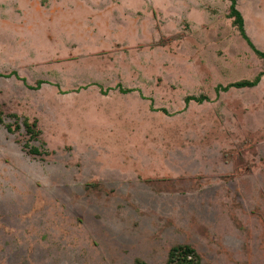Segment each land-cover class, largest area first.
<instances>
[{"label": "rangeland", "instance_id": "1", "mask_svg": "<svg viewBox=\"0 0 264 264\" xmlns=\"http://www.w3.org/2000/svg\"><path fill=\"white\" fill-rule=\"evenodd\" d=\"M230 4L0 0V264H264V76L218 89L264 59Z\"/></svg>", "mask_w": 264, "mask_h": 264}, {"label": "trees", "instance_id": "2", "mask_svg": "<svg viewBox=\"0 0 264 264\" xmlns=\"http://www.w3.org/2000/svg\"><path fill=\"white\" fill-rule=\"evenodd\" d=\"M231 2L229 7V18L232 19L233 25L237 28L238 32L240 33L241 37L245 39L249 45L254 49L256 54L264 59V52L259 51L255 48L252 41L249 39L245 26H244V18L242 16V13L237 9V1L236 0H229ZM264 76V73H261L260 75L256 76L254 80H243L239 81L233 84H230L228 86H219L218 89L227 91L230 88H252L259 85L261 82L262 77ZM126 92V91H125ZM128 92V91H127ZM208 98L206 96L202 97H196V96H189L186 98L187 102H190L191 100H194L198 103H202L206 101ZM3 122V117L0 111V123ZM37 122L35 121L33 124L25 122L26 129L28 133L30 134V138L37 137L39 134V131L36 130ZM17 126V125H16ZM17 129L20 127L17 126ZM8 129L11 130V127L8 126ZM30 153L33 154H39L40 151L37 147L30 150ZM136 264H147L144 261H137ZM167 264H202L201 256L196 252L195 249H193L189 245H179L174 246L169 252V258L167 261Z\"/></svg>", "mask_w": 264, "mask_h": 264}]
</instances>
